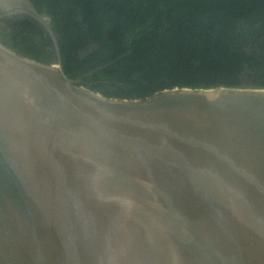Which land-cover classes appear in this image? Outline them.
<instances>
[{"label":"water","instance_id":"obj_1","mask_svg":"<svg viewBox=\"0 0 264 264\" xmlns=\"http://www.w3.org/2000/svg\"><path fill=\"white\" fill-rule=\"evenodd\" d=\"M81 81L0 43V264H264V89Z\"/></svg>","mask_w":264,"mask_h":264},{"label":"trees","instance_id":"obj_2","mask_svg":"<svg viewBox=\"0 0 264 264\" xmlns=\"http://www.w3.org/2000/svg\"><path fill=\"white\" fill-rule=\"evenodd\" d=\"M31 1L52 16L65 73L95 70L86 79L103 96L137 100L175 87L264 89V0ZM20 26L13 28L17 43L8 44L4 30L0 41L22 56L56 61L47 50L52 41L25 40L31 33L42 37L41 25L22 20Z\"/></svg>","mask_w":264,"mask_h":264},{"label":"flooded vegetation","instance_id":"obj_3","mask_svg":"<svg viewBox=\"0 0 264 264\" xmlns=\"http://www.w3.org/2000/svg\"><path fill=\"white\" fill-rule=\"evenodd\" d=\"M27 1H29L33 5V7L38 12V14L42 17L43 21H45V24L42 23L40 20L32 17L31 15L24 13L23 11H21L23 13L12 12L11 10H13L14 8L15 9L18 8L17 0H0V2H2L4 4L3 5L4 9H1V8H3V6L0 4V31L4 30V36L6 37L5 38L6 42L8 44H11V42L17 43V39H16V37H14L13 28L17 29L18 31H22L23 28L20 26V22L22 20H35L39 25H41V27L45 31L43 33V36L41 37L39 34L34 35L33 33H31L28 36H26L25 40L30 41V43L31 42L37 43L41 38H43V39L45 38L48 41H52L51 46H47V50L51 53L54 52V54L56 56V61H54V62H58V60L60 59L62 65H63V61H62V57H61V53H60L59 40H58V36L54 30V26L52 23V20H53L52 16H50L47 13L48 12L47 8L44 9L46 14L40 13L38 10V7L35 6L31 0H27ZM8 12H12V13H8ZM58 17L61 18L62 16L59 15ZM53 35L55 36L57 42L54 41ZM22 42H23V40H20L19 44H21ZM0 43H2V42L0 41ZM56 43H57V45H56ZM2 44L5 45L4 43H2ZM6 47H8V46H6ZM8 48H10V47H8ZM11 50H13V49H11ZM13 51L18 53L17 50H13ZM92 52H93V48L91 47V49L80 53V57H85L89 53H92ZM91 72H89V73H91ZM94 72H95V70H93V73ZM89 73L85 74L83 76L82 75L74 76L72 78H74V79L81 78L82 79L81 84L90 89V87L92 86V81L88 80L86 78H89L93 73H91V74H89Z\"/></svg>","mask_w":264,"mask_h":264}]
</instances>
